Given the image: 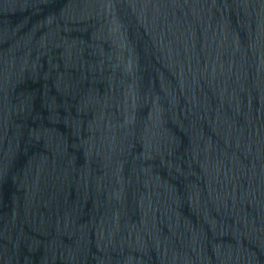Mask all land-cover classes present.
<instances>
[{
  "label": "water",
  "instance_id": "obj_1",
  "mask_svg": "<svg viewBox=\"0 0 264 264\" xmlns=\"http://www.w3.org/2000/svg\"><path fill=\"white\" fill-rule=\"evenodd\" d=\"M0 264H264V0H0Z\"/></svg>",
  "mask_w": 264,
  "mask_h": 264
}]
</instances>
